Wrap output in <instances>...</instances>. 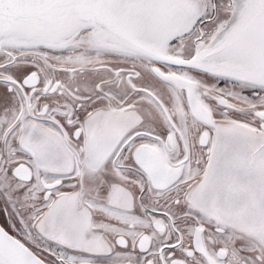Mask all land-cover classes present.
<instances>
[{"label":"snow or ice","instance_id":"snow-or-ice-1","mask_svg":"<svg viewBox=\"0 0 264 264\" xmlns=\"http://www.w3.org/2000/svg\"><path fill=\"white\" fill-rule=\"evenodd\" d=\"M0 264H264V0H0Z\"/></svg>","mask_w":264,"mask_h":264}]
</instances>
